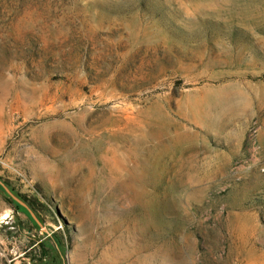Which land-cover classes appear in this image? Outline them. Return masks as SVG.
<instances>
[{
    "label": "rangeland",
    "instance_id": "1",
    "mask_svg": "<svg viewBox=\"0 0 264 264\" xmlns=\"http://www.w3.org/2000/svg\"><path fill=\"white\" fill-rule=\"evenodd\" d=\"M0 177V264H264V0H0Z\"/></svg>",
    "mask_w": 264,
    "mask_h": 264
},
{
    "label": "trees",
    "instance_id": "2",
    "mask_svg": "<svg viewBox=\"0 0 264 264\" xmlns=\"http://www.w3.org/2000/svg\"><path fill=\"white\" fill-rule=\"evenodd\" d=\"M0 179L2 180V178L0 177ZM3 181V180H2ZM4 183L19 197L21 198L25 203L28 204V206L36 213V215L38 216V212H39V205L38 203H36L37 201H33V200H29L28 197L26 195H23L21 193H18L15 191V189L8 183L5 182ZM0 193H2L4 195V197L7 199V201L12 204L14 206V208L18 211V212H22L23 214H25L29 221L31 223H33L35 226L37 225L36 222L32 219L30 213L28 212L27 209H25L24 207H22L21 205H19L18 203H16L15 201H13L3 190V188L0 186ZM44 247V245H43ZM42 247V248H43ZM45 250V249H44Z\"/></svg>",
    "mask_w": 264,
    "mask_h": 264
},
{
    "label": "water",
    "instance_id": "3",
    "mask_svg": "<svg viewBox=\"0 0 264 264\" xmlns=\"http://www.w3.org/2000/svg\"><path fill=\"white\" fill-rule=\"evenodd\" d=\"M0 186L3 188L5 193L16 203L24 207L30 213L32 219L36 222V224L41 228L42 231H47L46 227L43 226L39 217L36 213L25 203L21 198H19L1 179H0Z\"/></svg>",
    "mask_w": 264,
    "mask_h": 264
},
{
    "label": "bare ground",
    "instance_id": "4",
    "mask_svg": "<svg viewBox=\"0 0 264 264\" xmlns=\"http://www.w3.org/2000/svg\"><path fill=\"white\" fill-rule=\"evenodd\" d=\"M114 152V151H113ZM120 163V162H119Z\"/></svg>",
    "mask_w": 264,
    "mask_h": 264
}]
</instances>
